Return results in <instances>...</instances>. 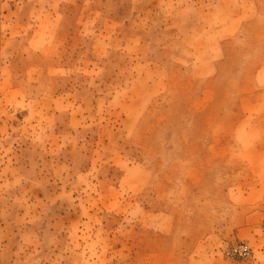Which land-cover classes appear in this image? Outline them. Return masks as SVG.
<instances>
[{
    "label": "rangeland",
    "instance_id": "obj_1",
    "mask_svg": "<svg viewBox=\"0 0 264 264\" xmlns=\"http://www.w3.org/2000/svg\"><path fill=\"white\" fill-rule=\"evenodd\" d=\"M0 264H264V0H0Z\"/></svg>",
    "mask_w": 264,
    "mask_h": 264
},
{
    "label": "built area",
    "instance_id": "obj_2",
    "mask_svg": "<svg viewBox=\"0 0 264 264\" xmlns=\"http://www.w3.org/2000/svg\"><path fill=\"white\" fill-rule=\"evenodd\" d=\"M227 254H231L236 258H247L250 255V249L247 244L240 243L228 250Z\"/></svg>",
    "mask_w": 264,
    "mask_h": 264
},
{
    "label": "crops",
    "instance_id": "obj_3",
    "mask_svg": "<svg viewBox=\"0 0 264 264\" xmlns=\"http://www.w3.org/2000/svg\"><path fill=\"white\" fill-rule=\"evenodd\" d=\"M63 13H64V11H62ZM66 25L64 24V23H62L61 25H60V28L58 29V32H57V34H58V36H59V34L60 35H62V32H66L65 30L63 31V30H61V27L63 28V29H65L64 27H65ZM76 28L74 27V26H71L70 27V30L73 32L74 30H75ZM66 34V33H65ZM78 94H79V92H77Z\"/></svg>",
    "mask_w": 264,
    "mask_h": 264
}]
</instances>
